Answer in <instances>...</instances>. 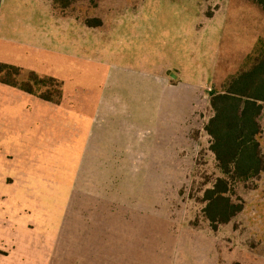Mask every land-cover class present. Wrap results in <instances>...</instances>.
I'll use <instances>...</instances> for the list:
<instances>
[{
	"label": "rangeland",
	"instance_id": "obj_1",
	"mask_svg": "<svg viewBox=\"0 0 264 264\" xmlns=\"http://www.w3.org/2000/svg\"><path fill=\"white\" fill-rule=\"evenodd\" d=\"M45 6L2 4L0 37L11 44H0V62L26 56L18 79L32 70L63 82L67 116L73 100L98 102L109 72L131 85L153 75L155 108L134 109L137 133L98 134L89 155L86 142L67 140L74 124L49 120L31 144L29 171L24 141L7 139L14 127L2 123L17 96L0 82V249L12 248L0 264H264V170L236 184L244 208L229 223L213 229L203 212L204 190L223 176L205 129L210 98L249 65L264 40V8L251 0H77L54 21ZM180 96L185 107L162 104ZM260 123L264 157V111ZM72 148L78 157H68Z\"/></svg>",
	"mask_w": 264,
	"mask_h": 264
},
{
	"label": "trees",
	"instance_id": "obj_2",
	"mask_svg": "<svg viewBox=\"0 0 264 264\" xmlns=\"http://www.w3.org/2000/svg\"><path fill=\"white\" fill-rule=\"evenodd\" d=\"M75 1L54 0V8L65 13ZM251 1L264 8V0ZM86 24L96 27L101 25V20L95 23L88 20ZM249 60L247 67L230 76L210 98L213 114L205 129L211 136L210 149L223 173L211 181L203 195V212L213 229L229 223L243 210L244 203L234 199L236 184L264 170L259 139L260 116L264 111V40L257 44ZM21 71L24 70L20 66L0 62V82L48 101L61 102L63 82L53 76L41 77L32 70L27 79H18Z\"/></svg>",
	"mask_w": 264,
	"mask_h": 264
},
{
	"label": "crops",
	"instance_id": "obj_3",
	"mask_svg": "<svg viewBox=\"0 0 264 264\" xmlns=\"http://www.w3.org/2000/svg\"><path fill=\"white\" fill-rule=\"evenodd\" d=\"M5 2L6 0H0V12L2 4ZM45 4L46 13L51 14L54 21L57 19H64L62 15H57L54 8V0H49V3L48 0H45ZM61 24L63 25L64 22ZM84 24L87 25L86 23ZM43 36L47 37V32H45ZM1 38L4 40H1ZM6 39H8V37H0V44H11L10 42H7ZM72 39L74 43V38ZM6 58L7 59H3L1 62L17 66H20L18 64H23L27 60L26 56H23L20 59L16 58L15 60L11 59L12 56L9 55ZM105 77L107 78V84L102 87L98 102H95L94 97H91V99L88 97L87 101L82 103H80L79 100H73L67 116H65V105L67 103L66 95L60 103H55L45 99H33L35 96L31 93L15 87L10 88L11 91H13L14 96L16 95L17 97L15 96L16 98L12 101L11 98L9 99L10 102L8 110L10 112L7 120L4 119L2 123H6L9 127H14V132L7 133V139L15 137V135L19 134L21 139L24 141V157L27 158L26 164L29 171L31 170L32 157L34 156V152L31 150V144L36 140H43L45 132H43L42 128L48 124L49 120L53 119L56 125H61L63 127L69 126V124H74L70 129V132H67V134L70 133L71 136V138H68L67 140H71L72 144L77 148H79L81 140H83L84 143L86 142L84 155H86L87 152L89 155V151H93V144H95L98 134L101 136L104 134L106 135L107 133H127L128 129L137 133V127L140 122L136 117L138 113L135 110L144 108V103L148 105L151 104L147 108H155V76L153 78V75H148L147 78L151 81L148 82L144 80V85L140 84L142 80L139 81L140 79L136 77L134 84L132 83V85L129 82L122 80L120 75L117 77L115 74H110V72L107 73ZM125 85L129 86L126 88L128 91L124 92L123 90H125ZM77 88L79 89L80 86H74L73 90ZM189 94V96H191V93ZM185 100L186 98L181 96L175 97L173 100L169 101L163 97L162 104L164 105L167 103L168 105L176 108V106L183 101L185 107L188 105V102H185ZM160 101L161 100L158 95L156 101L158 107L161 104ZM11 102H13V104H11ZM53 106L55 109H60V114L56 112L55 117H50L48 116V109ZM126 109H130L131 111L127 112ZM65 117L67 119L70 118L71 122L69 123ZM19 124L22 126L21 129L17 128ZM35 126H39L40 128H35ZM81 137H83V139ZM73 145L72 147H74ZM63 147L69 149L67 145L61 146V149H63ZM76 155L75 149L72 148V153L69 154L68 157L71 156L72 158H76L78 157V155ZM6 182L9 183L8 181ZM9 218L10 216H6L5 220H9ZM13 248H15V245ZM0 253H3V255H10L12 253V248L4 247V249H0Z\"/></svg>",
	"mask_w": 264,
	"mask_h": 264
}]
</instances>
